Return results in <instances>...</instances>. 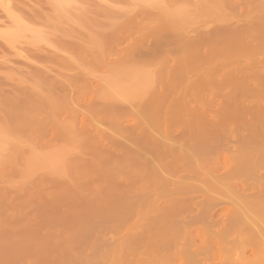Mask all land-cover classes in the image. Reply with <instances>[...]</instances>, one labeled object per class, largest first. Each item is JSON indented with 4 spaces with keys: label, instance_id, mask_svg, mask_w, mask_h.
<instances>
[{
    "label": "rangeland",
    "instance_id": "rangeland-1",
    "mask_svg": "<svg viewBox=\"0 0 264 264\" xmlns=\"http://www.w3.org/2000/svg\"><path fill=\"white\" fill-rule=\"evenodd\" d=\"M261 23L263 31L264 0H0V90L40 93V84L27 73L26 66L33 69L42 66L40 70L50 71L49 78L59 79L62 84L64 79L71 87L64 85L69 88L58 89L53 98L67 97L70 99L65 100L72 101L70 105L65 104V109L58 110L54 118L48 110L32 114L31 119L46 123L43 130L17 133L0 117V251L8 250L7 254L5 251L0 255V264H84L82 254L86 255V264L96 263L98 259L99 264H138L158 248H165L166 257L170 256L168 261L160 260L161 263L186 264L179 250L188 252L206 244H211L219 257L215 261H199L200 264H264V253L261 256L255 248L248 246L240 251L241 243L253 237V224L247 223L252 225L251 234L243 229L231 231L237 217L244 215L243 210L238 216L235 214L233 221L230 214L223 216L230 204L217 205L211 216L204 213L209 206V192L211 196L212 192L216 195L219 191L220 198L227 193L226 188L225 195L222 193L225 180L216 181L219 176L223 180L229 166L221 169L222 153L212 151L210 146L213 141L226 144L234 139L225 136L213 139L210 135L185 132L208 126L221 107L219 104L232 90L238 98L247 92L244 88L218 86V82L243 77L245 72L256 77L258 72L254 68L253 72L245 69L249 61L255 65L262 62L264 69V55L230 60L245 42L240 39L246 37L245 40L256 43L258 35L264 34ZM251 24H259V29ZM246 26L254 30L242 34L227 32ZM203 35L211 37V41ZM248 36H256V40ZM207 41L214 44L213 49V44L210 46ZM230 43L237 45L236 48L230 47ZM198 55L199 59L202 57L200 60L196 58ZM43 56L52 62L39 65L37 57ZM180 61H185L182 62L185 66ZM179 65H183L182 69ZM251 77L248 75L249 82L254 80ZM200 80L202 83L191 85ZM191 86L194 89L190 90ZM213 92L218 97L213 98ZM81 94L82 99H77ZM178 98L186 106L175 101ZM161 99L163 102H158ZM242 103L254 104L250 99ZM172 109L176 115L165 116L173 115L169 113ZM189 109L203 113V117H189L186 115ZM246 122H238L237 128H245ZM131 124L136 127L131 128ZM123 137L130 138V145L113 146L109 150L111 158L117 157L118 162L114 163L103 150ZM92 141L97 147L89 144ZM153 141L178 148L177 155L184 161L207 163L165 170L160 163L171 158L154 155ZM108 161L111 163L108 169H102ZM212 167L219 169L218 176H213L218 177L213 184L216 183L217 190V184L221 186L223 182L222 190L205 187ZM259 174H264V167ZM189 184L203 189L186 190ZM179 190L186 191L189 207L176 205L175 208L181 209L173 216L174 221L172 218L167 221L159 211L173 203ZM167 192L172 197L160 200L158 209L152 211L150 203ZM250 193L247 190L245 194ZM114 194L120 195L118 203L133 202L135 211L127 203L122 204L125 207L114 204L118 199L113 198ZM99 205L106 207L96 210ZM75 208L84 209L79 211L81 215L83 211L88 213H84L86 217L89 215L85 222L90 223L95 233H90L89 238L88 234L84 236L85 251L83 241L80 242L82 233L76 226L80 214ZM123 208L128 209L127 214ZM120 209L124 211L120 213ZM181 220L184 226L178 229L179 235L173 230L174 234L167 238L155 237L163 224L173 227ZM69 225L72 230L67 228ZM215 236H222L223 242L214 245ZM75 237L82 244L77 245L82 250L77 251ZM87 242H95L98 257L93 254L97 251L93 244ZM65 249H72L77 257L81 251L82 257L78 259L83 261L74 260L77 257L71 252L66 254ZM53 253L57 254V260ZM92 254L96 259L90 258L91 262L88 259Z\"/></svg>",
    "mask_w": 264,
    "mask_h": 264
},
{
    "label": "bare ground",
    "instance_id": "bare-ground-1",
    "mask_svg": "<svg viewBox=\"0 0 264 264\" xmlns=\"http://www.w3.org/2000/svg\"><path fill=\"white\" fill-rule=\"evenodd\" d=\"M251 25H254V24H251ZM259 26H260L259 24L257 26L255 24L252 27H257L258 28ZM262 26H263V23H261V26H260L261 27V31L263 29ZM231 30L232 31H230V29H229V31H227V29H226L227 32H232L231 34H233L234 32H240V34H242L241 32L250 31L251 27H249V26L247 27L246 26V27H241V28H236V29H231ZM252 30H254V29H252ZM219 32H221V31H219ZM262 32H264V30ZM259 35H261V34H259ZM259 35H258V39H257L256 43H255V41L251 42L250 39L249 40H245L246 37L240 39L239 41L244 39L245 42L241 41L242 42V44H241L242 46L240 45V48H239L241 50L237 51L238 52V53L236 52L237 54L234 52L235 54L233 53L232 57H230V60H233V62H235L234 60H241L242 58L246 59L248 57V59H249V57H255V56H258V55H264V34L262 33V36H260V37H259ZM203 36H204L203 38L205 39L207 35H203ZM207 37H208L207 39H209V41H211L210 40L211 37H209V36H207ZM250 37H251V39H252V37H255L253 39L256 40V36H250ZM197 39L198 40L200 39L202 41L201 38H197ZM209 41H207V42H209ZM239 41H238V43H239ZM253 42L255 44H251ZM209 43H210V46L213 44V43L211 44V42H209ZM233 44H231L230 47H232ZM201 45H203V44L201 43ZM235 46H237V45H234L233 48ZM213 47H214V44H213V46H211V49H213ZM208 48H209V46H208ZM153 50H154V52L156 51L155 49H153ZM231 54H229V55H231ZM31 55L32 54H30L29 56H31ZM202 55L203 54H201V56ZM206 55L208 56V54H206ZM197 57L199 59L200 55L196 56V58ZM209 57H210V55H209ZM211 57H213V56H211ZM204 58L206 59V57H204ZM37 59H38L39 65H41V63L42 64L45 63V65H47L48 61L52 62L51 58H48V60H47V58H44V56L43 57H37ZM198 59H196V61ZM207 60H209V59H207ZM215 60H216V58H215ZM224 60H225V57H224ZM182 62H185V61H182ZM205 62H207V61H205ZM35 64H37V63H35ZM182 64H184V63H182ZM214 64H215V61H214ZM262 64L263 63L260 62V63L255 65L254 63L249 61L247 63V65H246L247 67H245V69L246 70H250V72H253L252 70L254 68L255 72L256 71L258 72V75L256 77L252 76L254 73H252V75H250V73L245 74L247 72L243 73V75H244L243 77L237 76L239 78H237L236 76H235L236 78H225L226 76H224L225 80L222 79L223 81L218 82V86L229 85V86L233 87V89L244 88V90H247V92L244 95L239 96V98H240L239 99L237 97L236 93L232 92L233 91L232 90L231 92H229V94H227L224 97L223 102H221L219 104L221 107L219 108V110H217V112H215V114L212 116L211 120L209 122L207 121L208 122V124H207L208 126H206V125L198 126L197 125L198 129H196V128L192 129L191 128V129L185 131L187 133L190 132V133H193L195 135L197 134L198 136H199V134H200V136L201 135H210V137H212L213 139L221 137V136H225L228 139H229V137L231 139H234L233 141L226 142V144L225 143L221 144L218 141H213L212 145L210 146V149L212 151L215 150L216 152L220 151V153H222L223 162H222V166H221L222 168L221 169L226 168V166H229V169H228V172L225 174V176H223V180H221L222 176H219L220 178L217 177L218 180L216 181L217 178H214L213 176H215V175L218 176L217 174L219 173V169H217V167H212V172L207 174V177H208L207 180H209V181H207L208 183L207 182H203V184L205 185L207 183L206 184L207 186L205 185V187H208L210 190H214V189L216 190V186H215L216 183L214 185L213 181H216L218 183L220 181L224 182V180H225L224 183L226 184V186L223 188V190L221 189V186L223 185V182H222L221 186H220L221 182L219 184H217V190H222V193H223V191L226 190L227 193H226V195L223 193V195H225V197L220 198V196H218V193L220 194V192L218 191V193L216 194L218 196V198H219L218 199V198H216V195H215L216 192L215 193L212 192L211 196H210V194H209L210 192H209L208 193V195H209V200H208L209 206L205 210L204 213H205L206 216H211V214L213 213V211L215 210V207L217 205L230 204L231 207H227L226 208V211L223 214V216H227V215L230 214L232 216V218H231V220H232L233 217L235 218V216H236L235 214H237V216H238V212L240 213L243 210L242 212H244L243 213L244 215H242V217L240 216V218L237 217V219L235 220L236 222H234L235 226H232L233 230H231V231L239 232L241 229H243V230H247V231L250 232V229H251L250 226H252V225L248 226L247 223H252L253 224L252 230H254V231H251V232H253V233L255 232L256 235L253 234V233L251 234V232H250V234L253 236L252 238H250L251 241L248 240L247 243L243 241L241 243V246H240L241 247L240 251L244 250L248 246H251L250 248H255L254 250L258 251L259 253H261V256L264 253L263 252V250H264V239H263L264 238V231L263 230L264 229H262V228H264V225L262 226V223H264V174L263 175L259 174V171L264 167V69L261 66ZM182 66L183 65H181L179 68L182 69ZM184 66H185V64H184ZM26 68L29 69V72H27V73L33 78V80L36 83L40 84L39 87H40V91H41L40 93L41 94L35 92V90H17L16 89L12 93H4V92H2L0 90V117H1V119L7 121L9 126H10V128L13 131L17 132V133L26 132V131H33V130H39V129H42V130L45 129L44 126H45L46 123L44 121H38V120L31 119L30 116L32 114L36 113V112H39V111H45L46 112L48 110V111H50L51 114H53V118H54V117H57L55 114L57 113L58 110L61 111L62 108L65 109L66 108L65 104L66 105H70V103L72 102V101L70 102V100L69 101L65 100L67 97L64 98V99L59 97L62 100L61 99L58 100L59 98H57V97H55L57 99L53 98V96L56 95V91L58 89H60V90L65 89L66 90V89H68L70 87L68 82L64 81V79H63V82H65V84H62V83H60L61 80L59 81V79L55 81V80H53L54 78L53 79L49 78V76H50L49 74L50 73H48V72H50V71H48V69H46L47 70L46 71L45 68H44V70H40V68H42V66L40 68L35 67V69H33L31 66L30 67L26 66ZM242 70H244V69H242ZM210 71H212V70H210ZM228 71L230 72V70H228ZM233 72H234V70H233ZM256 73H255V75H256ZM209 74H210V72H209ZM231 74H232V72H231ZM235 74H237V71H236ZM227 75H228V73H227ZM248 75H249V77L252 76L253 78L251 77V79L252 80L254 79V80L249 82ZM212 79H213V77H212ZM68 80L70 81V79H67V81ZM57 81H59V82H57ZM178 81L179 80H177L176 83H178ZM198 82L202 83V80L197 81V83H193L191 85L195 86L196 84H199ZM214 82H216V81L214 80ZM64 85L69 86V87L66 88V86H64ZM172 85H174V84H172ZM216 85H217V83H216ZM169 86H171V85L169 84ZM175 86H176V84H175ZM193 86H191L190 90H192ZM173 87L174 86H172V88ZM210 88H211V86H210ZM217 94L218 93L213 92V96L212 97L213 98L218 97ZM196 95H194V96H196ZM79 97L82 99L83 94L78 96L77 99ZM80 98H79V100H80ZM160 98H162V97H160ZM160 98H159V100H160ZM67 99H70V98H67ZM247 99H250L252 102H254V104H249L248 106L247 105L245 106L242 102L246 101ZM159 100H158V102H163L162 99H161V101H159ZM190 100H191V98H190ZM190 100H189V102H190ZM175 101H177L178 103L180 102V105H183V107L186 106L182 102L183 99L181 100V98H178ZM159 104H161V103H159ZM193 104H195V103H193ZM161 105H163V104H161ZM157 106H159V105L157 104ZM179 107H181V106H179ZM183 107H181V108H183ZM158 108L160 109L161 107H157V109ZM181 108H179V109L181 111H183ZM142 110H143L142 108L139 109L140 112H142ZM156 111H155V114L158 113V111L157 112ZM172 112H173V115L172 114H169V115L166 114L165 116H167V117L169 116L170 117V116L176 115V113H177V112H174L173 109L169 113H172ZM186 113H187L186 115H188L189 117H192V118H202L203 117V113H200V112L196 111L195 109H191V110L189 109V111H187ZM165 116L163 117L164 119H165ZM246 117H248V119H246ZM172 119H173V117H172ZM172 119L170 121H172ZM246 120H247V122H246L247 129H245L246 127L242 128V129L241 128H237V123L238 122L246 121ZM160 123L158 121V125L159 126H160ZM155 124H157V122ZM158 125H157V127H159ZM152 126H156V125H152ZM135 127H136L135 124H131V128H135ZM153 128L157 129L156 127H153ZM59 134L62 135L60 132H59ZM163 141H165V140H163ZM163 141H161V142H159V141L157 142L156 141L155 143L153 141L152 146L151 145L150 146H151L152 151L154 152L153 154L156 155L157 157L162 156V157H165V158L166 157L171 158V160L169 162H166V163L161 162L160 163V165L165 170H167V169L169 170L170 167H172V168L173 167L186 168L188 166L195 165V164L202 166V164L204 165L205 163H207V162L190 163V162L184 161V160H182L183 158H181V156L177 155V152L179 151L178 148H177L178 149L177 150L176 148L173 147V145H172V147H166L164 144L167 145V143L163 144L162 143ZM127 143H129V145H130V138L123 137L122 141L119 140V142L118 141L117 142H113L111 145L106 146V148H104L103 152H104V154L109 155L110 154L109 150L113 146H115L117 148L118 147H123L124 144H127ZM89 144L90 145H95L97 147V144L94 141L89 142ZM100 152L101 151H99L98 153H100ZM98 153H96V154L98 155ZM109 157H110V155H109ZM124 157L126 158L128 156H124ZM125 158L123 159L124 163H125ZM111 159L114 160V163L118 162V161H116L117 157H115V159L110 157V159H108V160H111ZM214 159H217V158H213V160ZM120 161L123 164L121 159H120ZM126 162H128V161H126ZM110 164L111 163L109 161L107 162V164H105V165L103 164V166L101 164L102 169H106L107 167H109ZM213 164H215V166H216V164H217L216 160L213 162ZM124 165H122V166H124ZM113 166H115V165H113ZM120 166H121V164H120ZM205 180L206 179H204L203 181H205ZM198 185H201V184L198 183ZM213 186H214V188H212ZM186 187H187V188H185L186 190L190 189V188L195 189V190L199 189V188H197L198 186H194V184L193 185L189 184ZM200 189H203V188L200 187ZM247 190H250L252 193H250L249 195L245 194ZM181 191H184V190H181ZM184 193L180 192V190L176 191V193H175L176 198H175V200L173 199V203L172 204H168L165 207L167 209H163V210L159 211V213H161V215H163L165 220L167 219V221H168V218L169 219L172 218L171 220H173V216L177 215L178 209H181V208L180 207L178 209L175 208L176 205H177V207H178V205H180L183 208H184V206L186 208L189 207V205H187L188 201L185 199L186 195H184ZM114 195H116V194H114ZM117 195H116V197L112 196L115 199L118 198L117 200H115L113 202L114 204L118 203L120 195H119V197ZM171 195H172L171 193L167 192V193H162L159 197L155 198L150 203L152 211H156L158 209V205H159V201L160 200H165L166 197H172ZM205 195L208 196L207 193ZM73 198L71 200L72 202H74L73 200L76 199L77 196H75L74 199ZM206 198H208V197H206ZM124 200H125V198H124ZM122 201H120V202H122ZM125 201L126 202H124V203L122 202V203H118V204H121L120 205L121 207H123L125 205V203L129 204L128 200H125ZM77 204L74 203V206L77 205ZM122 204H124V205L122 206ZM236 205H240V206H236ZM78 206L79 205H77L76 207H78ZM120 206L118 205L117 207H120ZM128 206L130 207L132 212L135 211L136 205L133 202H130V204ZM243 206H244V208H243ZM103 207H104L103 205H102V207H100V205H99L98 208H96V210H98V209L101 210V208H103ZM233 207H235V208H233ZM238 207H241L242 209H240ZM75 209H76L77 214H80L79 217H78L79 218V222H78V224H76V226H77V229L80 228L79 232L82 233V235H80V236H83L82 240L80 239V236H79L80 233L79 232H78V236H79L80 242L83 241L82 244L84 243V245H83V247H84V246H87V245H85L86 243L84 242L86 240L85 238L86 237L89 238L88 236L90 235V233L91 234H95V233H92V228L89 225L90 223L89 222H85L86 218L89 216L88 215L86 217V214H88V213L83 211V213H82L83 215H81L80 212H82V210H84V209H81V211H80V209L79 210H77V208H75ZM111 209H113V208H111ZM123 209H122V211H124V210L127 211L128 210V209H124V210ZM120 211H121V209H120ZM122 211L120 213H122ZM131 211H129V212H131ZM102 212L104 214V210H102ZM84 213H86V214H84ZM127 213H128V211L126 212V214ZM100 215L101 214L99 213V216ZM81 216H82V218H81ZM83 217H85V218L83 219ZM115 217H113V218H115ZM122 218H120V219L122 220ZM81 219H83L84 221L83 220L81 221ZM89 220H90V218H89ZM93 222L95 224H99L96 221H93ZM68 223L70 224L71 222H68ZM70 225L67 228L72 230V227H70ZM96 226H99V225H96ZM181 226H184L183 225V221L182 222H178V225L177 226L174 225L173 227L171 225H168V223L167 224H163V226L161 227V232L160 233L157 232L155 237L167 238V237L171 236L172 234H174V232L179 235L180 232L178 233V229H180ZM71 230H68V231L72 232ZM173 230H174V232H173ZM68 231H66V232L68 233ZM86 234H88V235H86ZM85 235H86V237H84ZM222 236H218V237L215 236L216 240H214L215 241L214 245L219 244V242H221V243L223 242L222 239L220 238ZM75 238H77V237H75ZM90 238H91V236H90ZM218 238H219V240L220 239L221 240L219 241ZM79 239L77 238L76 240H74V242H76L77 240L79 241ZM83 239H85V240H83ZM87 243H88V245H90L91 242L90 243L87 242ZM93 243H95V242H92L91 244H93ZM165 243H167V242H165ZM78 244L80 246L81 243L74 244L76 246V248H78L77 251L82 250L83 247H81L79 249V247L77 246ZM123 244H125L127 246L129 244L131 245L130 242H123ZM68 246L70 247V244ZM75 246H74V249H75ZM211 246H212L211 244H206V245H203V246L196 247L195 249H193L191 251H188V252H184V251H182V249H180L179 251H180L181 255L184 256L186 264H200L199 261L202 262L203 260H214V259L216 260V259H218V257H219V256H217L218 254H215V252H214V250H213V248ZM193 247H195V246H193ZM65 248H66V245H65ZM94 248L97 251L96 252L94 251L93 254H95L96 257H98L97 256V253L99 254L98 249L93 244V249ZM119 248L123 249L121 245H120ZM164 249H162V248L159 249L158 248V249L152 251V253L148 254L149 256L147 255L148 258L144 259L145 261H143L141 263H138V264H163V263H161L160 260H167L168 261L169 258H170V256L166 257ZM3 250L4 249H2L0 252H2ZM71 250L72 249H70L68 251L67 249H65L66 254H69L71 252V253H73L72 256H74L76 254V252L71 251ZM83 250L84 251L86 250L85 247H84ZM5 251H6V254L8 253V250H4L2 253H0V255L1 254L3 255L5 253ZM80 252H78L79 253L78 257L76 256L77 254L75 255V257H77V258L74 259V260H80L82 255H83L84 262L87 263V261H85L86 255L82 254L80 256ZM54 254L55 253H53L52 256ZM93 254L91 256L89 255V259L88 260H90L91 262H92V259H94V260L96 259L95 255H94V258H93ZM131 254L132 253H130V255ZM69 255H71V254H69ZM256 255H258V253H256ZM56 256H57V254L54 255V259L57 260L58 257H56ZM66 257H68V256H66ZM78 258H80V259H78ZM90 258H92V259H90ZM172 258H173V255H172ZM71 259H72V257H70V261H71ZM101 260H103V259H101ZM81 261H83V260H80V262ZM95 261H96V263L99 264V259L95 260ZM86 263H84V264H86ZM81 264H83V263L81 262ZM90 264H92V263H90Z\"/></svg>",
    "mask_w": 264,
    "mask_h": 264
}]
</instances>
